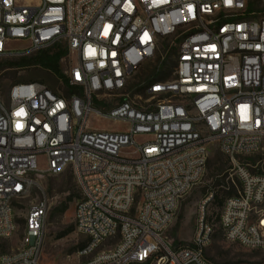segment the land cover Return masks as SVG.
Returning a JSON list of instances; mask_svg holds the SVG:
<instances>
[{"label": "built area", "instance_id": "1", "mask_svg": "<svg viewBox=\"0 0 264 264\" xmlns=\"http://www.w3.org/2000/svg\"><path fill=\"white\" fill-rule=\"evenodd\" d=\"M55 48L65 50L63 78L54 75L62 91L19 83L0 100V264H39L48 207L27 209L20 240L16 209L41 179L67 170L86 240L80 264H215L206 255L212 194L188 245L164 237L213 148L234 187L218 219L222 238L264 252V159L239 161L264 146V0H0V58ZM163 55L173 57L170 79L125 92ZM91 117L128 129L98 132Z\"/></svg>", "mask_w": 264, "mask_h": 264}, {"label": "rangeland", "instance_id": "2", "mask_svg": "<svg viewBox=\"0 0 264 264\" xmlns=\"http://www.w3.org/2000/svg\"><path fill=\"white\" fill-rule=\"evenodd\" d=\"M24 44L12 45V49H19ZM170 46V45H169ZM165 56H161V58ZM168 59V56H166ZM160 56H156L152 63L144 64L133 76L130 86L141 84L148 80V73L153 70V65ZM166 59V58H165ZM166 59V60H167ZM21 59L0 58V63L8 64L18 62ZM63 68V67H62ZM173 68V57L168 59L167 66H160L159 70L164 73L165 79L171 78ZM65 69V68H64ZM63 69V70H64ZM157 78V76H153ZM41 82L54 91H62L60 85L50 72L40 68H10L6 66L0 71V100L6 99L9 89L19 83ZM88 126L98 132L123 133L128 125L121 122H112L89 118ZM264 159V146L258 154L241 156V163L253 166L259 160ZM229 163L215 148L209 156L203 182L188 197H186L179 208L177 218L172 226L164 234V237L173 245H188L193 236V229L198 216V208L201 202L213 195L205 206L207 223L213 230L212 242L206 250L207 257L215 264H243L257 262L264 259V252L251 251L238 245L227 244L223 238L218 225V219L222 204L228 197V192H233V185L227 180ZM236 184V182L234 181ZM40 188L32 191L30 197L21 201L16 209L17 237L20 240L23 228V219L27 209L36 203L45 202L48 211L44 231V243L40 255L39 264H80L84 261L78 255L79 249L86 243L83 236L79 235L74 226V206L79 199V191L75 180L69 170L54 177H44L40 180ZM63 209V211H61ZM71 233L64 235L67 231ZM113 242L108 244L111 245ZM20 246L14 239L11 249Z\"/></svg>", "mask_w": 264, "mask_h": 264}, {"label": "trees", "instance_id": "3", "mask_svg": "<svg viewBox=\"0 0 264 264\" xmlns=\"http://www.w3.org/2000/svg\"><path fill=\"white\" fill-rule=\"evenodd\" d=\"M64 55H65V50L61 48H55L53 50L40 53L28 59H21L18 62L8 63V64L0 63V71L6 68V66L10 68H31L33 67V68H40L42 70L50 72L53 75L57 76L58 78H63L61 71H60L59 61ZM168 59L165 60L163 63H161L159 66L153 67V70L148 73V78L157 76L156 79L154 78L155 80H158V81L168 80V79H165V77L163 76L164 73H161V71L159 70V67L161 65L167 66ZM136 92L139 93L140 90L138 89L136 90ZM232 194H233L232 192H228L227 196L229 197ZM61 211H63V209ZM71 232L72 230H69L64 235H67ZM84 246L85 244L81 246L79 251H81Z\"/></svg>", "mask_w": 264, "mask_h": 264}]
</instances>
